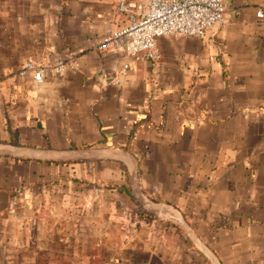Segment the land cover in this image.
Listing matches in <instances>:
<instances>
[{
    "label": "crops",
    "instance_id": "0c3cea01",
    "mask_svg": "<svg viewBox=\"0 0 264 264\" xmlns=\"http://www.w3.org/2000/svg\"><path fill=\"white\" fill-rule=\"evenodd\" d=\"M119 1L0 0V264H264V0L154 59Z\"/></svg>",
    "mask_w": 264,
    "mask_h": 264
},
{
    "label": "built area",
    "instance_id": "2783aa9c",
    "mask_svg": "<svg viewBox=\"0 0 264 264\" xmlns=\"http://www.w3.org/2000/svg\"><path fill=\"white\" fill-rule=\"evenodd\" d=\"M223 10V0H120L117 11L124 15L125 24L109 40L128 55L154 59L157 37L167 34L201 36L222 19ZM256 14L262 13L258 10ZM56 69H60V64ZM17 73H30L39 84L44 79L45 66L28 58L19 65Z\"/></svg>",
    "mask_w": 264,
    "mask_h": 264
}]
</instances>
